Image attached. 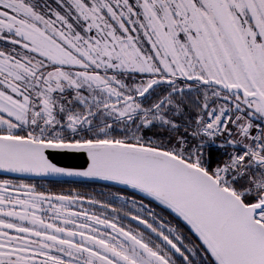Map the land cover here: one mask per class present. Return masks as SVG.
Segmentation results:
<instances>
[{
    "label": "flooded vegetation",
    "instance_id": "1",
    "mask_svg": "<svg viewBox=\"0 0 264 264\" xmlns=\"http://www.w3.org/2000/svg\"><path fill=\"white\" fill-rule=\"evenodd\" d=\"M136 3L138 7H128L131 10H140L138 0ZM141 3L150 13L158 9L153 0H141ZM113 4L115 7L111 8V11L116 8V4ZM108 7L110 6L107 5L106 8ZM123 9L127 10V6L122 7L119 13L116 12L118 21L113 23L114 21L107 20L108 24L111 23L112 32L108 33L104 26V30L99 26L93 27L90 20L84 31L87 32V37L81 38L77 44L60 30L57 22H47L44 31L34 30L27 25L23 28L12 23L13 21L24 25L20 19L0 12L7 18L0 21V27L19 39L14 42V38H11L9 43L34 55L35 59L32 60L40 63L35 64L31 59L20 57L18 54L12 57L4 50L6 47H2L4 49H0V56L5 63L0 64V90L16 101H25V98H30V91L22 85L23 83L17 81L29 77L35 79L37 74L44 76L43 73L44 79L49 80L48 75H52L50 81L57 82L55 85L60 87L58 93L67 92L71 108L77 109L79 115L81 114L78 123L71 121L74 132L62 134L67 140L70 136L79 135L83 130L99 129L125 119L124 114L137 112L140 107V79L143 80L141 88L145 87L144 90L153 82H157L153 86L163 85L165 98L181 93L184 98L187 96L184 94L192 95L205 91L215 100L221 98L223 104L230 108L231 114L243 113L249 120L248 123L258 122L264 126L261 115L250 110L243 112L241 103L236 100L257 99L245 98L236 91L225 92L214 85H203L201 80L227 84L214 78H204L203 73L197 70L198 65H193L194 71L184 65L183 71L175 70L174 74L170 72V65L166 68L155 65L149 47L151 42L143 45L140 40V36L147 30L144 23L137 20L136 26L132 25L133 23L129 25L125 17L128 15L126 18L130 21L131 15L128 11V14L123 12ZM131 17V21L135 19L134 16ZM68 28L73 32L70 26ZM245 36L248 37L251 51L256 53L257 46L261 47L264 38L255 31ZM121 43L127 45V48L122 49ZM41 61L48 62L51 68L47 66L49 69L44 70ZM99 63L102 65L99 66ZM117 64L123 69L117 71ZM4 68L13 73V77L6 76L7 70ZM117 75L120 80L116 78ZM123 75L130 79L123 81ZM73 80L82 83L84 89L80 90ZM130 84L132 86L129 88ZM91 89L99 92L94 103ZM70 91H76L78 99H75ZM253 93L254 90L251 93L245 92V95ZM79 101L83 105L79 104ZM123 106H128L125 112L119 110ZM262 110L264 112L263 108ZM112 113H116L115 116L110 115ZM108 117L110 119H106ZM103 118L105 120L101 121ZM97 120L100 122H95ZM114 140L122 141L119 138ZM0 192L15 197V202L11 200L15 206L24 207L26 201H36L30 203L39 218L34 221L43 226L53 223L62 233L59 241L55 242L54 250L48 252L41 244V249L37 246L35 251H29L32 264H215L200 241L189 233L181 220L175 219L166 212L167 210L133 193L100 187L89 188L87 191L81 187H66L51 192L45 186L10 187L7 182L2 181ZM28 220L30 219H27V222ZM42 232L40 230V235Z\"/></svg>",
    "mask_w": 264,
    "mask_h": 264
},
{
    "label": "rangeland",
    "instance_id": "2",
    "mask_svg": "<svg viewBox=\"0 0 264 264\" xmlns=\"http://www.w3.org/2000/svg\"><path fill=\"white\" fill-rule=\"evenodd\" d=\"M113 1L0 0V12L20 19L24 25L13 21L12 23L23 28H26L27 25L34 30L44 31L47 22L52 24L53 21L57 22L60 30L77 44L81 38L87 37V32L84 31L89 26L90 20L93 27L99 26L100 29H103L102 26H104L108 33L112 32L111 23L108 24L107 20H112L113 23L118 21L116 12L119 13L122 7L127 6V10L123 9V12L128 14V11L131 16L135 17L131 21L132 17L129 16V21L126 18L127 15L125 20L128 21V24L133 23L132 25L136 26L138 20L139 23L143 22L147 29L144 31L145 35L143 33L140 36V40L143 45L151 42H149V47L152 50L155 65L165 68L170 65L171 74H174L175 70L183 71L184 65L193 71V65H198L197 70L203 73L204 78H214L217 81H224L229 86H239L246 93H251L256 89L264 97V42L261 47L257 46V52L254 53L250 49L248 37L245 36L247 33L253 34L255 31L264 38L262 34L264 33V0H153L158 8L153 13L144 9L141 0H138L140 10H131L128 7L133 8L134 5L136 8V0ZM113 3L116 4V8L111 11V8L115 7ZM107 5L110 7L106 8ZM2 20H7V18L0 13V21ZM68 26L73 32L68 30ZM11 38H14V40L12 39L14 42L19 40L18 37H12L0 27L1 50L4 49L2 47H6L4 50L12 57L18 54L29 60L35 59L34 55L19 49L13 43L10 44ZM120 46L122 49L127 48V45L122 43ZM2 59L0 56V64L1 62L5 63ZM241 59L246 63L251 82L244 75ZM32 61L35 64L39 63L36 60ZM41 62L44 64L42 66L44 70L51 68L48 62ZM98 65H102V63ZM117 65V71L123 69L120 64ZM5 70L2 69V72L5 73ZM43 74L44 76L37 74L36 80L34 77L16 80L17 83H23L22 85L30 91V98H25V101L17 100L18 103L21 102L24 105L22 121H14L0 114V131L2 133L20 136H36V134L43 133L56 136V134L62 135L63 129L71 131L74 129L71 121L78 123L81 114L79 115L77 109L71 108L72 104L67 99V92L58 93L60 87L55 85L57 82L50 81L52 75H48V80L44 79L45 73ZM6 76L13 77V73L7 70ZM70 79L71 77L68 80L71 81ZM73 81L80 90L84 89L82 83ZM70 92L75 99H78L76 91ZM92 93L99 94V92L93 91ZM92 93L94 103L97 99L95 100L96 95ZM55 95L57 96L55 97ZM236 100L241 103L243 112L250 110L261 115L259 117L264 122V112L257 100L242 98H236ZM79 102L83 105L81 101ZM224 107L227 105L222 104L218 108H211L209 112L220 111ZM127 109L128 106L119 108L122 112ZM114 114L116 113L110 115L115 116ZM110 117L106 119H110ZM103 120L105 118L101 119V121ZM237 121L247 124L249 120L245 117H238ZM20 127L26 128L27 132H24ZM240 132V128H236L230 142L235 140ZM11 200L16 201L15 197L0 192V264H32L29 251H35L37 246L38 249H41V244L48 252L54 250L55 242L59 241L62 233L53 223L47 226L37 224L34 221L39 219L36 215L37 212L26 213L21 210L23 206L14 208ZM27 219L30 220L27 222ZM40 230L43 231L41 235ZM36 235L42 238H37Z\"/></svg>",
    "mask_w": 264,
    "mask_h": 264
},
{
    "label": "water",
    "instance_id": "3",
    "mask_svg": "<svg viewBox=\"0 0 264 264\" xmlns=\"http://www.w3.org/2000/svg\"><path fill=\"white\" fill-rule=\"evenodd\" d=\"M201 83L255 98L264 109L256 89L245 95L239 86ZM0 175L96 181L129 190L181 220L215 264H264V224L254 218L264 210V192L245 204L213 175L171 152L122 141H37L0 133Z\"/></svg>",
    "mask_w": 264,
    "mask_h": 264
},
{
    "label": "trees",
    "instance_id": "4",
    "mask_svg": "<svg viewBox=\"0 0 264 264\" xmlns=\"http://www.w3.org/2000/svg\"><path fill=\"white\" fill-rule=\"evenodd\" d=\"M116 78L120 80L118 75ZM128 78L130 79V77L123 75L122 80L126 81ZM142 84L143 80L140 79V96L138 98L140 107L137 112L124 114L123 117L125 119L114 122L111 125L95 130H83L79 135L70 136L68 141L84 142L105 139L114 140L119 138L122 139V142L149 146L171 152L190 163L195 162L193 159L194 151L195 156L197 157V166L201 167L211 175H213L214 170L217 167L225 164L228 169L227 177L229 178L227 187L238 195L245 204L254 203L260 194L264 192V162L258 161L248 163L244 167L234 165L231 163L234 158L238 157L241 163L244 164L247 157L236 149L210 147L201 144L194 138L192 131L183 126V124L193 125L198 116L205 117L211 108H218L222 105L223 100L221 98L215 100L214 97H211V95L205 91H199L192 95L184 94L187 95L184 96V98L183 93L174 94L169 98H165L163 85L153 86L144 95H142L145 91V87L141 88ZM131 86L132 84H130L129 88ZM92 91L97 92L94 90ZM92 94L96 95V93ZM238 117H244V114L240 112H234L231 114V121L227 132L221 140L229 141L232 134L236 131V128H240L241 131L245 124L239 123L237 121ZM95 122L100 121L97 120ZM71 132L74 131L63 130L62 134H69ZM0 133L2 132L0 131ZM238 139H240L239 135L235 138V140L238 141ZM0 181L7 182L10 187H20L21 185L35 187L45 186L49 188L51 192H55L56 190L64 189L66 187H81L84 191H87L89 188L100 187L118 190L120 192L133 193L123 188L96 181L32 179L8 175H0ZM143 199L166 211V209L157 205L153 201L146 198ZM34 202L36 201H26L21 210H24L26 213L36 212L34 206L30 204ZM16 207H20V205H14V208ZM166 212H168L175 219L179 220L169 211ZM183 226L189 231V233H191L192 236L195 237V235L184 223Z\"/></svg>",
    "mask_w": 264,
    "mask_h": 264
},
{
    "label": "built area",
    "instance_id": "5",
    "mask_svg": "<svg viewBox=\"0 0 264 264\" xmlns=\"http://www.w3.org/2000/svg\"><path fill=\"white\" fill-rule=\"evenodd\" d=\"M169 120V119H167ZM231 121L230 108L224 107L220 111L208 112L205 117L198 116L196 122L191 124H183L184 127L190 129L194 138L199 143L210 147H224L230 149L239 150L247 158L245 163H241L240 159L232 160L234 165H240V167L246 166L248 163L264 162V132L261 124L247 123L241 129L239 134L240 139L229 141H223L221 138L227 132L229 123ZM35 140H47V141H62L64 136L46 135L43 133L36 134ZM194 164H197V157L193 151ZM227 166L225 164L220 165L214 170V177L221 186L227 187L229 178L227 177ZM256 221L264 224V210L254 215Z\"/></svg>",
    "mask_w": 264,
    "mask_h": 264
},
{
    "label": "crops",
    "instance_id": "6",
    "mask_svg": "<svg viewBox=\"0 0 264 264\" xmlns=\"http://www.w3.org/2000/svg\"><path fill=\"white\" fill-rule=\"evenodd\" d=\"M24 106L16 100L0 91V114L14 121H20L23 117Z\"/></svg>",
    "mask_w": 264,
    "mask_h": 264
}]
</instances>
